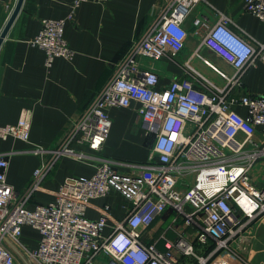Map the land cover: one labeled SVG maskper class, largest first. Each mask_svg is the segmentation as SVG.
I'll list each match as a JSON object with an SVG mask.
<instances>
[{
  "label": "built area",
  "instance_id": "1",
  "mask_svg": "<svg viewBox=\"0 0 264 264\" xmlns=\"http://www.w3.org/2000/svg\"><path fill=\"white\" fill-rule=\"evenodd\" d=\"M86 1L109 0H73L72 9ZM204 1L164 0L158 15L132 43L116 74L72 123L63 141L53 149H29L34 154L47 153L48 158L33 171L26 189L16 195L5 179L7 154L0 153V264H15L5 241L34 264H178L179 254L190 256L196 264H209L221 251L241 259L230 242L264 214V189L256 188L248 176L249 169L264 156V146L253 139L257 128L264 133V84L257 96H238L232 89L240 84L239 76L246 67L256 60L264 65V41L244 37L232 27L229 17L218 12L212 25L198 17L192 24L200 36V46L233 67L231 76L218 72L224 85L185 63L180 76L158 87V75L140 63L141 59L174 61L188 36L185 19ZM243 2L247 13L264 22V0ZM65 21L43 19L30 41L44 51L47 69L57 57L74 56L63 36ZM179 33L183 37L177 39ZM132 101L139 103L141 126L150 142L146 160L100 159L91 176L67 177L53 201L27 208L57 159L71 153L70 143L99 151L111 126L107 109L127 107ZM236 105L246 107L244 116L235 110ZM30 122V111L23 109L16 123L0 124V138L27 140ZM187 122L195 125L190 134L184 133ZM75 156L83 161L94 159L80 153ZM116 166L128 171H119ZM111 188L130 204L125 216L111 218L105 205L97 219L87 218L90 201L106 196ZM167 207L175 215L167 229L176 238L171 241L162 236L165 248L160 250L155 243H143L140 228L149 226ZM179 218L183 228L175 223ZM108 221L111 232L104 235ZM24 225L39 233L34 249L20 239ZM194 240L214 246L200 254ZM241 263L250 264L245 260Z\"/></svg>",
  "mask_w": 264,
  "mask_h": 264
},
{
  "label": "crops",
  "instance_id": "2",
  "mask_svg": "<svg viewBox=\"0 0 264 264\" xmlns=\"http://www.w3.org/2000/svg\"><path fill=\"white\" fill-rule=\"evenodd\" d=\"M72 1L23 0L0 44V124L16 123L23 109H28L31 114L27 140L0 138V153L7 154L5 179L15 195L26 189L33 171L48 158L47 153L34 154L29 149H53L63 141L72 123L116 74L132 43L148 28L164 4V0L86 1L72 9ZM16 2L0 0V32ZM243 6V0H205L196 4L185 19L184 27L188 36L175 60L141 59L142 67L158 75V87H165L172 78L180 76L185 63L216 84L224 85L225 80L218 72L231 76L234 69L210 49L200 46V36L195 34L192 20L198 17L212 25L217 20V13L221 12L231 19L232 27L237 32L241 31V35L264 41V22L247 13ZM60 18L66 19L63 36L74 51V56L72 59L57 57L47 69L44 51L33 46L30 41L39 31L43 19ZM202 69L214 76L207 75ZM239 82L232 89L233 94L259 95L264 84L263 63L256 60L254 65L246 67L239 76ZM138 107L139 103L132 101L127 107L108 108L111 126L101 149L92 152L84 144L70 143L71 153L57 159L26 207L33 209L36 204L53 201L55 192L65 178L91 176L100 159L144 162L150 151V142L141 126ZM235 110L242 116L246 114V107L242 105H236ZM253 139L258 146H264V133L260 128L256 129ZM75 153L94 159L79 160ZM116 168L122 172L128 171L124 166ZM248 176L256 188L264 189V156L253 164ZM105 205L113 219L123 218L130 207L127 200L111 188L106 196L90 201L85 211L86 217L97 219ZM174 216L173 210L167 207L149 226L140 228L143 243H155L158 249L163 250L165 241L162 236L171 241L176 238L167 229ZM175 223L179 228L184 227L180 218ZM187 231L192 229L188 228ZM110 232L111 221H108L103 234ZM39 237L38 231L31 226L21 227L20 239L27 248H36ZM197 243L193 241L194 248L204 255L214 246L209 243L203 248L206 245L199 246ZM4 244L12 251L15 264H34L10 243L5 241ZM230 244L242 260L250 264L263 262L264 214L249 222ZM241 259L221 251L213 256L209 264H243ZM178 264L196 262L190 256L179 254Z\"/></svg>",
  "mask_w": 264,
  "mask_h": 264
},
{
  "label": "water",
  "instance_id": "3",
  "mask_svg": "<svg viewBox=\"0 0 264 264\" xmlns=\"http://www.w3.org/2000/svg\"><path fill=\"white\" fill-rule=\"evenodd\" d=\"M22 1L23 0H17V2L15 4V6H14V8H13V10H12V12H11L7 22H6V24H5V26L3 27L2 31L0 32V44H1L2 40H3V38L6 36L7 31L9 29V27L11 26L15 16L17 15V13H18V11H19V9L21 7Z\"/></svg>",
  "mask_w": 264,
  "mask_h": 264
},
{
  "label": "rangeland",
  "instance_id": "4",
  "mask_svg": "<svg viewBox=\"0 0 264 264\" xmlns=\"http://www.w3.org/2000/svg\"><path fill=\"white\" fill-rule=\"evenodd\" d=\"M203 70V69H202ZM207 75H209V76H214L213 74L211 75L210 73H209V71H205V70H203ZM215 80H217L216 78H214ZM218 81V80H217ZM219 82V81H218ZM194 128H195V125L194 124H187V126L185 127V130H184V133L185 134H190L193 130H194ZM170 221V220H169ZM169 221H167V223L169 222ZM199 246H202L199 242L197 243ZM208 245V244H207ZM207 245L206 246H202L203 248H206L207 247Z\"/></svg>",
  "mask_w": 264,
  "mask_h": 264
},
{
  "label": "clouds",
  "instance_id": "5",
  "mask_svg": "<svg viewBox=\"0 0 264 264\" xmlns=\"http://www.w3.org/2000/svg\"><path fill=\"white\" fill-rule=\"evenodd\" d=\"M183 37V33H179L178 36H177V39H180Z\"/></svg>",
  "mask_w": 264,
  "mask_h": 264
}]
</instances>
